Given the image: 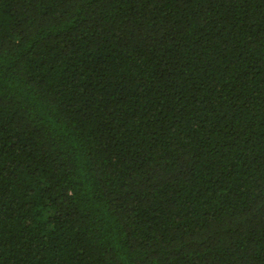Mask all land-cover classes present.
<instances>
[{
  "label": "trees",
  "instance_id": "16d2710c",
  "mask_svg": "<svg viewBox=\"0 0 264 264\" xmlns=\"http://www.w3.org/2000/svg\"><path fill=\"white\" fill-rule=\"evenodd\" d=\"M0 264H264V0H0Z\"/></svg>",
  "mask_w": 264,
  "mask_h": 264
}]
</instances>
